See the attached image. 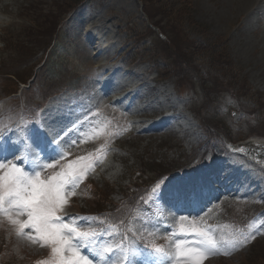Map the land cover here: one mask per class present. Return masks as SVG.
Here are the masks:
<instances>
[{
    "label": "rangeland",
    "instance_id": "obj_1",
    "mask_svg": "<svg viewBox=\"0 0 264 264\" xmlns=\"http://www.w3.org/2000/svg\"><path fill=\"white\" fill-rule=\"evenodd\" d=\"M68 3L0 0V135L22 149L10 156L29 158L19 166L42 179L69 165L81 175L57 215L90 229L97 248L111 249L96 257L81 246L82 254L95 264H123L124 254L134 252L140 264L149 263L134 236L167 250L170 238L154 231L167 212L168 186L199 179L197 189L205 183L216 189L204 219L230 252L201 264H264V153L229 148L222 134L238 142L264 139V0H146L147 12L139 0H93L66 11ZM210 51L222 54L221 66L227 60L237 68L238 89L212 76ZM41 127L47 146H57L52 156L35 146ZM230 164L237 170L225 169ZM141 194L160 208L115 221ZM205 202L197 199L195 209ZM13 219L27 217L0 213V264H52L51 247L20 235ZM100 219L112 224L98 229ZM172 220V240L194 234L188 222ZM167 255L161 264H191L188 255Z\"/></svg>",
    "mask_w": 264,
    "mask_h": 264
},
{
    "label": "snow or ice",
    "instance_id": "obj_2",
    "mask_svg": "<svg viewBox=\"0 0 264 264\" xmlns=\"http://www.w3.org/2000/svg\"><path fill=\"white\" fill-rule=\"evenodd\" d=\"M4 140L5 137L0 135V142ZM19 165L9 160H0V213L27 217L25 221L12 220L13 224H19L20 235H27L42 246H50L55 258L52 264H94L92 258L82 254L81 246L94 249L96 257H103L111 251L109 248L96 247L97 237L94 233L81 232L77 226L65 222V218L57 215L65 204L68 192L82 178L72 165L68 166L67 171L47 179L41 178L40 171L28 172ZM69 219L75 221L77 218ZM201 237L199 243L188 250L191 264H201L207 256L220 250L211 236L201 234ZM119 252L124 253L123 247ZM124 260L125 264H140L135 260L134 252L124 254Z\"/></svg>",
    "mask_w": 264,
    "mask_h": 264
},
{
    "label": "trees",
    "instance_id": "obj_3",
    "mask_svg": "<svg viewBox=\"0 0 264 264\" xmlns=\"http://www.w3.org/2000/svg\"><path fill=\"white\" fill-rule=\"evenodd\" d=\"M92 0H69L68 3V8L66 9V11L68 10H74L75 8L84 5L88 2H90ZM143 4H144V9H147L146 7V0H142ZM147 12V11H146ZM57 32V27L55 26L53 28V30L51 31V37ZM218 42H220V40H218ZM210 56L214 57V59L211 61V63L213 64L214 70L212 72V76H215L216 78L223 80L224 82H232L233 84L231 86L236 87V84H238L239 80H237V75H236V69L237 68H233V65H231L230 63H228L227 60H225L224 62V66H221L219 63L221 62V60H223L224 58H220L222 57V54H220V57L218 55H216L215 52L210 51ZM223 70L222 75L219 73V70ZM238 76H240L238 74ZM20 79V78H19ZM23 80V79H20ZM24 81V80H23ZM238 89V88H237Z\"/></svg>",
    "mask_w": 264,
    "mask_h": 264
},
{
    "label": "bare ground",
    "instance_id": "obj_4",
    "mask_svg": "<svg viewBox=\"0 0 264 264\" xmlns=\"http://www.w3.org/2000/svg\"><path fill=\"white\" fill-rule=\"evenodd\" d=\"M89 27H91V26H89ZM100 33V32H99ZM92 34V33H91ZM93 37V36H92ZM102 37H100V39H101ZM99 39V40H100ZM102 41H103V45L105 44L106 45V43H107V39H101ZM112 42V41H111ZM110 44V43H109ZM108 45V44H107ZM106 45V46H107ZM104 47V46H103ZM143 76V75H142ZM143 80V79H142ZM141 80V81H142ZM140 82V81H139ZM123 87V86H122ZM132 91H133V89H132ZM153 92V91H152ZM138 94L140 93V92H137ZM143 93V92H142ZM156 93V92H155ZM141 95V94H140ZM144 94H142V96H143ZM148 95H146L145 94V97H147ZM151 96V95H150ZM149 96V97H150ZM154 96V95H153ZM144 97V96H143ZM168 97V96H167ZM149 100H151V99H149ZM107 101V100H106ZM117 107V106H116ZM107 108V107H106ZM102 111V110H101ZM109 111V110H108ZM176 113V112H175ZM174 113V114H175ZM133 114V113H132ZM178 114V113H177ZM155 115V114H154ZM176 115V114H175ZM110 116V115H109ZM132 116V115H131ZM161 118H162V116H161ZM172 118V117H171ZM174 118V117H173ZM152 121V120H151ZM160 122V121H159ZM161 122H162V120H161ZM167 122V121H166ZM174 123V122H173ZM149 124V123H148ZM162 124V123H161ZM139 126V125H138ZM162 127V126H161ZM165 129V128H164ZM129 130V129H128ZM114 138V137H113ZM97 143V142H96ZM252 144L253 143H251V142H247L246 143V145H244V146H240L241 148H243V150H245V149H247V150H249V147L250 146H252ZM84 146V145H83ZM100 147V146H99ZM95 148V147H94ZM89 150V149H88ZM262 150H264V147L262 148ZM249 152V151H248ZM233 162V161H232ZM235 164V163H234ZM233 164H230V165H226L225 166V169H228V170H230V171H232V169H233ZM209 169V168H208ZM223 169H224V167H223ZM205 170V169H204ZM235 170H237V169H235ZM234 169H233V172L235 171ZM227 171V170H226ZM240 171V170H239ZM248 171V170H247ZM241 172V171H240ZM215 173V172H214ZM245 173V172H244ZM216 174V173H215ZM51 176V175H50ZM231 176V175H230ZM244 175H242L241 177H243ZM251 176H253V175H251ZM250 176V177H251ZM244 178V177H243ZM248 178V177H247ZM236 179V181H238V179H240V176L239 177H236L235 178ZM234 179V180H235ZM199 180V179H198ZM198 180H196L195 179V181H198ZM248 180V179H247ZM251 181V180H250ZM249 181V182H250ZM192 183H194V182H192L190 179H185V184H186V187H187V189H188V192L190 191V189H191V187L193 186V184ZM259 183V182H258ZM250 184V183H249ZM251 186L253 187V188H257V184H256V182H255V179H254V181H251ZM175 189H178V186H176V187H174ZM258 190V189H257ZM253 191V190H252ZM187 192V193H188ZM192 193H193V191H192ZM192 193H191V195H192Z\"/></svg>",
    "mask_w": 264,
    "mask_h": 264
}]
</instances>
